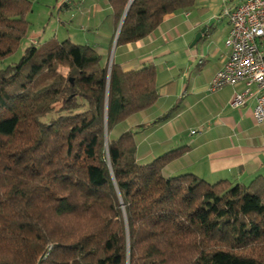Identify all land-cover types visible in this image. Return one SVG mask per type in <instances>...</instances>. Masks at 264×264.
Returning <instances> with one entry per match:
<instances>
[{
	"label": "trees",
	"instance_id": "obj_1",
	"mask_svg": "<svg viewBox=\"0 0 264 264\" xmlns=\"http://www.w3.org/2000/svg\"><path fill=\"white\" fill-rule=\"evenodd\" d=\"M129 1L111 0L117 25ZM194 6L134 0L117 45ZM32 11L31 0H0V61L28 37ZM159 98L154 66L109 73L95 48L71 40L31 44L0 70V264H264L263 177H168L186 147L141 164L138 131L107 149L106 125Z\"/></svg>",
	"mask_w": 264,
	"mask_h": 264
},
{
	"label": "crops",
	"instance_id": "obj_2",
	"mask_svg": "<svg viewBox=\"0 0 264 264\" xmlns=\"http://www.w3.org/2000/svg\"><path fill=\"white\" fill-rule=\"evenodd\" d=\"M242 1L195 0L191 10L167 15L146 38L116 44L115 48L119 25L111 0L62 1L68 19L62 22L64 39L72 41L74 35L78 44L95 48L103 63H115L124 71L150 65L157 70V103L113 128L124 126L121 134L139 132V163H150L169 151L186 147L185 153L165 169L166 176L190 173L209 183L230 180L243 185L258 176L264 178V123L255 121V98L233 108L230 102L236 93L244 92V83L215 93L209 91L229 54L226 40L231 25L222 13L235 9ZM202 29L205 32L194 44ZM174 107L171 118L154 124Z\"/></svg>",
	"mask_w": 264,
	"mask_h": 264
},
{
	"label": "built area",
	"instance_id": "obj_3",
	"mask_svg": "<svg viewBox=\"0 0 264 264\" xmlns=\"http://www.w3.org/2000/svg\"><path fill=\"white\" fill-rule=\"evenodd\" d=\"M223 16L231 25L226 40L229 49L224 66L213 77L209 91L244 83L246 89L236 93L230 104L244 106L254 97L255 121L264 123V0H243L235 9H225ZM252 88H255L254 91Z\"/></svg>",
	"mask_w": 264,
	"mask_h": 264
},
{
	"label": "rangeland",
	"instance_id": "obj_4",
	"mask_svg": "<svg viewBox=\"0 0 264 264\" xmlns=\"http://www.w3.org/2000/svg\"><path fill=\"white\" fill-rule=\"evenodd\" d=\"M32 1L33 11L27 16V20L30 22L28 37L22 40L14 54L0 61V70L17 64L24 56L26 49L32 44V40H39V45L49 41L51 38L66 40L63 36L65 33L63 32L64 25L62 22L68 21V19L64 13L63 0H59V2L57 0ZM72 42L78 44L80 41L73 35ZM122 130H124V126L112 129L108 134V138L111 141L116 140L121 135Z\"/></svg>",
	"mask_w": 264,
	"mask_h": 264
},
{
	"label": "water",
	"instance_id": "obj_5",
	"mask_svg": "<svg viewBox=\"0 0 264 264\" xmlns=\"http://www.w3.org/2000/svg\"><path fill=\"white\" fill-rule=\"evenodd\" d=\"M133 1H134V0H130V1H129V4H128V6H127L125 12H124V15H123L121 21H120L119 28H118L117 35H116V40H115L114 48H115V46H116V44H117L118 36H119L120 30H121V28H122V25H123L124 19H125L126 15H127V12H128V10H129V8H130V6H131V4H132ZM204 32H205V29H202V30L200 31V33L197 34L196 39H195V41H194V44L200 39V37L202 36V34H203ZM111 67H112V63L109 64V73H111ZM105 141H106V143H105V144H106V147H107V149H108V130H107V125H106V130H105Z\"/></svg>",
	"mask_w": 264,
	"mask_h": 264
}]
</instances>
